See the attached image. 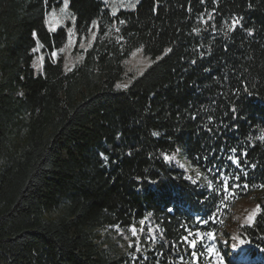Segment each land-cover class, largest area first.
<instances>
[{
	"label": "trees",
	"instance_id": "trees-1",
	"mask_svg": "<svg viewBox=\"0 0 264 264\" xmlns=\"http://www.w3.org/2000/svg\"><path fill=\"white\" fill-rule=\"evenodd\" d=\"M60 1L0 0V264H264V0H68L78 39L97 23L69 71L44 23ZM138 48L162 57L116 89ZM244 199L260 210L235 226Z\"/></svg>",
	"mask_w": 264,
	"mask_h": 264
},
{
	"label": "rangeland",
	"instance_id": "rangeland-1",
	"mask_svg": "<svg viewBox=\"0 0 264 264\" xmlns=\"http://www.w3.org/2000/svg\"><path fill=\"white\" fill-rule=\"evenodd\" d=\"M104 4H106L109 8L111 14L115 15L119 11H131L133 10L141 0H101ZM69 4V1H68ZM64 7V0H61L59 5L56 8H52L49 12L46 13L45 20L47 19L48 23H45L46 28L50 31V28H64L66 32V41L65 44L62 46L59 52L57 53L56 57L59 55L62 60V67L65 71H69L75 64L81 62L83 58V52H85L91 46L92 42L95 39L97 33V23L95 27H92L87 33L86 36L81 37L78 39L75 33L74 27V20L73 16L70 13L69 9L67 8L64 13L60 12V9ZM54 14V15H51ZM70 14V15H69ZM62 17V19H61ZM73 30V34L69 37V29ZM36 53V54H35ZM41 54L38 51L34 52V58L32 61V69L34 71V75L38 76L42 73V65L43 62L40 59ZM162 55L157 56L155 58H150L145 56L140 48L135 49L129 55V57L124 60V79L116 84V89H123V85H129V83L137 78L140 77L154 62H157L161 59ZM117 85H121V87H117ZM169 159L166 160L167 162L170 161H178L180 160L179 153H174L168 156ZM181 165H185L187 163L184 160H180ZM181 167V166H180ZM183 168V167H181ZM188 168L185 171H188ZM259 203L254 200L244 199L238 201L236 205H234L232 210V217L231 219L235 221V226L237 225H251L258 214L259 211H256L255 216H252V213L257 209ZM251 217V218H250ZM230 223H228L229 225ZM234 227H228L227 229L233 232ZM131 235L132 232L130 231ZM120 234V233H119ZM122 239H124L123 234ZM121 245V244H120ZM229 257V256H228ZM212 264H220L217 259L212 260Z\"/></svg>",
	"mask_w": 264,
	"mask_h": 264
},
{
	"label": "snow or ice",
	"instance_id": "snow-or-ice-1",
	"mask_svg": "<svg viewBox=\"0 0 264 264\" xmlns=\"http://www.w3.org/2000/svg\"><path fill=\"white\" fill-rule=\"evenodd\" d=\"M67 8H68V0H64V7L60 9V12L61 13H64ZM51 15H54V14H51ZM61 19H62V17H61ZM241 19L242 18H233L232 26L228 29V31L229 32L233 31L235 29V27L240 24ZM73 20H75V17H73ZM45 23H48L47 19L45 20ZM120 23L123 24L124 21L121 20ZM95 26H96V21H92V27H95ZM50 31H55V28H50ZM197 31H199V29H197ZM68 32H69V37H71V35L73 34V30L70 28L68 30ZM248 34L249 35L252 34L250 30H249ZM32 35H33V38H36V35L37 34L35 32H33ZM42 47H44V45L41 44L39 42V40H37L36 47L33 48L32 50H33V52H36V51H38ZM61 51H63V49H61ZM166 51H170V50H166ZM51 55H52V58L55 59L57 53L55 51H53ZM40 59L43 60V57H40ZM117 87L119 88V87H121V85H117ZM123 87H127V85H123ZM233 111H235V109H233ZM152 135L153 136H156V135H158V133L153 132ZM231 151L235 153L237 150L236 149H232ZM103 159L105 161H107L108 160V157L107 156H103ZM164 159L165 160H168L169 157L165 156ZM228 159L231 161V164L232 165H235L237 168H240L241 171L244 172V175L247 174L246 173V170H244L242 168L241 161H240V159L238 157L229 156ZM181 167H183V165H181ZM213 170H215L217 172V175H220L221 182L223 183L226 192L229 191L232 188H239L240 190H246L249 187V184L247 182L241 183L242 177H241V174L239 172L232 173V174L225 173V174L221 175L220 172H219V166H215L214 169H209V171H213ZM198 175H199V173H198ZM229 176H232V178L235 181V184H230V182H229ZM214 181H215V177H213L212 180L209 181L208 187L210 189L212 188V183ZM193 183H195V181H193ZM262 186H264V185H262ZM221 195H223V193ZM259 210H260V208H259V206H257V209L252 213V216H255L256 211H259ZM149 215H151V213H149ZM140 223L141 224H144V220H141ZM131 232H132L133 236H135L137 234L135 228H132L131 229ZM212 235H213L212 233H210V232L208 233V236L209 237H211ZM183 239L185 241H187L192 247H195L196 246V239L195 238H193L191 241H188V238L187 237H184ZM129 247H132V245L130 244ZM137 251H139V248H137ZM208 251L211 252L212 249L209 248Z\"/></svg>",
	"mask_w": 264,
	"mask_h": 264
}]
</instances>
